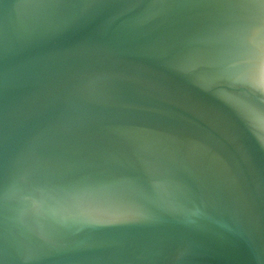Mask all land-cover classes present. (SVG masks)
Wrapping results in <instances>:
<instances>
[{"label":"water","instance_id":"water-1","mask_svg":"<svg viewBox=\"0 0 264 264\" xmlns=\"http://www.w3.org/2000/svg\"><path fill=\"white\" fill-rule=\"evenodd\" d=\"M0 264H264V2L0 0Z\"/></svg>","mask_w":264,"mask_h":264},{"label":"snow or ice","instance_id":"snow-or-ice-1","mask_svg":"<svg viewBox=\"0 0 264 264\" xmlns=\"http://www.w3.org/2000/svg\"><path fill=\"white\" fill-rule=\"evenodd\" d=\"M261 2H264V0H261Z\"/></svg>","mask_w":264,"mask_h":264}]
</instances>
